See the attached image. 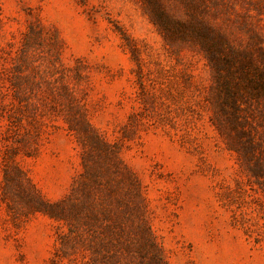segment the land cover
<instances>
[{"label":"rangeland","instance_id":"obj_1","mask_svg":"<svg viewBox=\"0 0 264 264\" xmlns=\"http://www.w3.org/2000/svg\"><path fill=\"white\" fill-rule=\"evenodd\" d=\"M159 2L238 47L264 42V0ZM152 5L0 0V264H90L58 251L63 223L2 199L6 160L47 201L67 197L84 154L70 126L87 123L138 181L168 264H264V101L236 94L234 115L226 75L192 42L166 39Z\"/></svg>","mask_w":264,"mask_h":264},{"label":"trees","instance_id":"obj_2","mask_svg":"<svg viewBox=\"0 0 264 264\" xmlns=\"http://www.w3.org/2000/svg\"><path fill=\"white\" fill-rule=\"evenodd\" d=\"M153 2L152 20L165 38L192 42L218 72L226 75L220 88L229 98V108L236 111L234 115L241 109L236 94L243 96L244 104L264 101V42L254 41L255 51L246 50L221 34L212 36L207 28L201 27L200 17L195 15L183 21L168 12L159 0ZM85 127L81 131L77 125L70 126L84 154L83 172L67 197L54 203L47 201L23 169L6 160L3 162V201L15 215H19L16 212L19 210L42 213L63 223L68 232L58 234V251L66 246L84 251L90 264H168L148 224L141 187L122 163L120 151L93 131L89 123ZM247 144L252 148L256 142ZM90 158L97 159L94 165ZM11 182L26 196L12 191ZM58 253L54 262L60 258Z\"/></svg>","mask_w":264,"mask_h":264}]
</instances>
